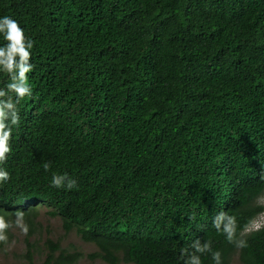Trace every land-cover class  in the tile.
<instances>
[{"label":"trees","instance_id":"trees-1","mask_svg":"<svg viewBox=\"0 0 264 264\" xmlns=\"http://www.w3.org/2000/svg\"><path fill=\"white\" fill-rule=\"evenodd\" d=\"M4 16L33 41L0 164V215L24 212L29 264L42 205L105 264H185L196 240L221 264H264V227L246 233L264 213V0H0ZM65 173L75 187H52ZM45 245L43 264L83 256Z\"/></svg>","mask_w":264,"mask_h":264},{"label":"clouds","instance_id":"clouds-1","mask_svg":"<svg viewBox=\"0 0 264 264\" xmlns=\"http://www.w3.org/2000/svg\"><path fill=\"white\" fill-rule=\"evenodd\" d=\"M0 34L3 35V39L6 41L4 46H0V71L7 73L11 80L7 84L6 90L0 89V164H3L12 151L10 145L12 127L18 126L20 123L17 104L25 97L30 96L32 92L28 81V73L33 69V65L30 63L33 41L25 36L24 29L19 22L9 16L0 18ZM10 94L15 96V100L13 95ZM5 97L6 99H4ZM48 167V164L44 165L45 170ZM9 179V173L0 168V182ZM75 185L76 181L69 178L66 173L53 175L51 180V186L57 189L66 188L71 190ZM15 226L20 228L23 235H27L29 227L24 222V212H16ZM213 226L218 232L225 235L228 242L235 243L236 247H247V242L244 239H237V222L234 216L220 212L215 217ZM10 227H12V224L6 221L3 215H0V242H8L6 233ZM263 227L264 225L255 227L253 223L246 230V233L257 231ZM192 247L195 251L189 255L185 264H202L197 253L203 254L205 252H211L214 264H221V254L218 251H212L210 242L201 244L199 240H196Z\"/></svg>","mask_w":264,"mask_h":264},{"label":"rangeland","instance_id":"rangeland-1","mask_svg":"<svg viewBox=\"0 0 264 264\" xmlns=\"http://www.w3.org/2000/svg\"><path fill=\"white\" fill-rule=\"evenodd\" d=\"M264 205V196L261 198ZM52 209L47 206L39 207V216L36 218L40 222V232L35 233L31 237L33 246V264H43L47 251L45 243L48 240L59 242L61 248H69L74 252L82 253L79 264H105L101 259H91L90 255L98 252L95 245L84 242L75 232L66 233L62 227L59 217H52L49 212ZM264 225V213L261 214L254 222L255 227ZM7 245L0 248V264H29V260L24 258V254L28 250L26 235H23L20 228L14 226L10 229V235ZM231 264H242L236 255L232 259Z\"/></svg>","mask_w":264,"mask_h":264}]
</instances>
